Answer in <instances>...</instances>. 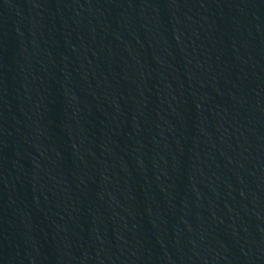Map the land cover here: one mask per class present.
I'll return each mask as SVG.
<instances>
[{
  "label": "water",
  "instance_id": "water-1",
  "mask_svg": "<svg viewBox=\"0 0 264 264\" xmlns=\"http://www.w3.org/2000/svg\"><path fill=\"white\" fill-rule=\"evenodd\" d=\"M0 264H264V0H0Z\"/></svg>",
  "mask_w": 264,
  "mask_h": 264
}]
</instances>
